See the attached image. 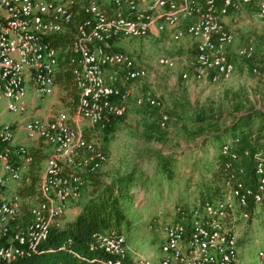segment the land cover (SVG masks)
I'll list each match as a JSON object with an SVG mask.
<instances>
[{
  "label": "built area",
  "instance_id": "2783aa9c",
  "mask_svg": "<svg viewBox=\"0 0 264 264\" xmlns=\"http://www.w3.org/2000/svg\"><path fill=\"white\" fill-rule=\"evenodd\" d=\"M245 5L257 9L264 24V0L81 3L80 9L89 16L79 24L72 44L80 93L75 115L58 111L47 118L34 117L23 129L28 140L53 148L38 183V201L30 204V219L24 225L23 198L9 189L23 180L33 155L27 143H17L18 123L4 116L27 113L30 94L43 99L56 92L59 58L49 38L63 31L77 11L75 0H0V264L35 255L51 229L61 226L69 204L81 198L86 177L108 162L107 152L91 136L127 113L135 83L149 74L132 54L116 49V41L145 37L189 21L177 37L186 34L196 42L192 74L198 81L216 84L236 69L229 54L235 36L222 17ZM249 42L237 54L254 60L255 46ZM158 62L175 67L169 57H160ZM260 65L264 66V59ZM252 70L257 73L258 65ZM189 77L183 73L184 79ZM136 104L164 108L163 100L151 90L138 95ZM83 120L89 122L88 129L82 126ZM168 121L169 116L162 113L160 126L165 128ZM238 141L228 139L222 148L232 161L240 159ZM244 155L251 156L250 151ZM252 159L255 185L244 181L242 167L225 178L220 197L173 208L172 217L161 226L164 241L159 255L154 254L156 260L135 249L123 233L106 232L94 236L89 246L92 256L74 264H242L239 221L251 220L264 201V145ZM245 264H264V248L258 249L256 262Z\"/></svg>",
  "mask_w": 264,
  "mask_h": 264
},
{
  "label": "rangeland",
  "instance_id": "374dc122",
  "mask_svg": "<svg viewBox=\"0 0 264 264\" xmlns=\"http://www.w3.org/2000/svg\"><path fill=\"white\" fill-rule=\"evenodd\" d=\"M243 14V8L231 9L229 13L237 18L239 24L233 33L235 43L229 50L236 69L230 78L216 84L208 81L182 82L183 72L192 73L196 56L194 39L186 34L177 37L178 33L184 32L189 21H183L158 34L123 38L115 43L116 49L132 54L156 79L164 81V84H160L161 91L158 89L164 97V108L148 114L133 109L123 119L116 120L111 134L100 131L92 134L91 138L108 154V162L95 174L106 182L132 177L134 202L125 204L132 226L122 233L135 249L154 260V254L159 255L164 241L161 226L166 222L164 213L168 203L180 201L184 195L189 198L196 184L203 181L197 152L189 150L181 155V151L200 142L201 137L195 135L202 125L197 120L198 115H220L222 120L218 126L226 127H231L238 120L246 121V117L251 116L252 122L256 123L255 132L250 136L251 143H264V131L256 132V126L264 123V66L260 65L264 59V24L258 18L257 9ZM250 40L255 46L254 60L244 59L237 54L238 49L249 44ZM160 57L172 58L175 67H162L158 62ZM254 65H258L257 73L252 70ZM172 77L175 81L170 82ZM31 98L35 97L31 94ZM41 101L45 114L34 116V109L33 112L18 115L15 122L19 129H24L26 123L34 117L41 118L47 113L50 116L61 111L71 117L75 115V108L71 107L72 97L59 85L53 95ZM161 113H166L171 119L166 128L160 126ZM16 116L7 113L4 118L13 121ZM82 126L88 129L89 122L83 120ZM27 140L26 145L31 150L33 144L42 149L49 148L41 141L37 143ZM223 142L222 136L216 140L218 151ZM87 185L86 181L84 196L71 207L78 210L88 199L90 189ZM38 197V192L23 197V204L29 208L31 203L38 201ZM74 216L65 214L60 221L61 226ZM238 233L241 263L256 262L258 249L264 248V211L260 205L251 220L239 221Z\"/></svg>",
  "mask_w": 264,
  "mask_h": 264
},
{
  "label": "trees",
  "instance_id": "16d2710c",
  "mask_svg": "<svg viewBox=\"0 0 264 264\" xmlns=\"http://www.w3.org/2000/svg\"><path fill=\"white\" fill-rule=\"evenodd\" d=\"M87 1L75 0L77 13L74 19L63 31L53 34L49 38L52 46L58 51L57 85L72 97L71 107L73 109L76 108L80 93L74 76L78 62L72 51V44L76 38L79 24L89 16L83 9H80L81 3ZM123 117L112 119L104 133L111 134L114 131L116 120L123 119ZM246 118V121L238 120L231 127H226L225 125L218 126L222 120L220 115H214V117L207 114L198 115L197 120L202 125L195 132L196 136H203L204 138L213 136L218 139L229 134V137L219 147V154L216 156L217 166L211 171L210 178L201 184L202 197L204 198L202 201L220 197L225 178L232 172L238 173L242 167L245 168V175H242L244 181L252 185L256 184L252 155L263 147L264 143H251L250 136L253 135L252 132H255L256 123L252 122L251 116ZM263 131L264 123L256 126V132ZM228 139H239L236 145V150L240 154L238 161H232L230 155H225L222 152V148ZM246 150L250 151L251 156L244 155ZM31 152L33 161L25 173V177L29 181H25V186L20 192L22 198L33 196L38 192L37 185L41 177L42 163L47 158V154L39 149L34 150L32 148ZM86 181L90 195L82 203L80 212L73 220L68 221L63 226L53 227L48 239L35 255L8 264H74L84 262L92 256L89 246L96 234L106 232L122 234L123 230L131 228L132 222L125 204L126 202H134V193L131 189L132 177L106 182L93 174L86 177ZM261 207L264 211V201ZM22 208L25 211L28 209L25 204ZM24 221H28V216L24 217Z\"/></svg>",
  "mask_w": 264,
  "mask_h": 264
},
{
  "label": "crops",
  "instance_id": "0c3cea01",
  "mask_svg": "<svg viewBox=\"0 0 264 264\" xmlns=\"http://www.w3.org/2000/svg\"><path fill=\"white\" fill-rule=\"evenodd\" d=\"M243 9H244V14L243 15H245V14H247V12H250L252 9H255V8L252 7V6H249V5H245L243 7ZM222 19H223L224 23L226 24V26L230 30H232L233 33H234V30H236L238 25H239V24H237V18L234 17V15H229L228 14V15L222 17ZM154 34H158V33H154ZM183 73H185V72H183ZM183 73H182V80H183L182 82L183 83L184 82L185 83H189L191 81L198 82V83L207 82L206 80H204V81L196 80L192 73L190 74V77L188 79H184L183 78ZM172 81H175V79L173 77L170 79V82H172ZM160 84H164V81L162 79H156L155 76L153 75V73H150V72H149L148 76L145 79L137 81L135 83V85H134L133 96H132V98H131V100L129 102V108H128L127 112L129 113L131 110L135 109L137 111H140L141 113L148 114V112H153L155 110H159L158 108L150 107L147 104H145L143 106H138L136 104V97L138 95H140V94L145 93L148 90H151L155 95L159 96L161 99H164V97L161 96L160 92L158 91V89L161 91V89H160L161 85ZM41 100L42 99L31 98V94H30L28 96V99H27L28 104H29L28 112H30V111L33 112V110L35 109V115L34 116H36L38 114H41V115L45 114L44 105H43V102ZM49 114L50 113H47V115L41 116V118H47V117H49ZM161 115H162V113H161ZM161 115H160V120H161ZM17 118H18V115L13 119V121L17 120ZM170 120L171 119L169 118L168 124H169ZM197 137H201L200 142L196 146L191 147L190 149H186L184 151H181L182 152L181 155H184V153L186 151H189V150L197 152L196 154H198V157H197L198 161L201 162V166L199 167V169H201L203 171L201 173L203 181H200L199 183L196 184L195 191H194L193 195H191L189 198L184 195V196L181 197L180 201L169 202L168 203L167 209L165 210V213H164V216H165L166 220H168V219H170L172 217V211H173V208L175 206H178V205H194V204H197L199 201H202L204 199L202 197L203 193H202L201 184L205 180H208L210 178L211 171L217 166L216 156H218V154H219V151H218L217 146H216L217 137H213V136H211L209 138H204L203 136H197ZM227 137H229V134L222 136V138L224 140ZM26 140L27 139L25 137L24 130L20 129L18 131V134H17V143H26ZM32 148H34V150L35 149L42 150L43 152H45L47 154V157L50 154V152L53 150V148H51V147H49V149H42V147H39V146H37L35 144L32 145ZM26 172L27 171H25L24 174H23V180L21 182L14 183V185L9 189V192L16 191V192H18L20 194L21 190L25 186V181L27 180V178L25 177V173ZM25 178H26V180H24ZM84 192H85V189L83 191V194H82L81 198L84 196ZM166 200H169V199L167 198ZM75 203L76 202H72V203L69 204L68 209L66 211V215L67 214H75V216H76L80 212L81 207L78 210L73 208V207H71V206L75 205ZM159 213L161 214L162 212H159ZM23 216L24 217L28 216V221H29V219H30L29 208L26 211L23 208ZM71 220H73V219H69V221H71ZM28 221H23V224L25 225Z\"/></svg>",
  "mask_w": 264,
  "mask_h": 264
}]
</instances>
